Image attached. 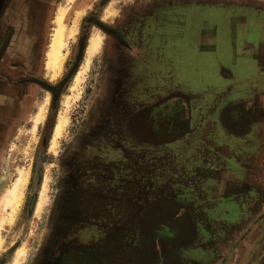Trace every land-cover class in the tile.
<instances>
[{
    "label": "rangeland",
    "instance_id": "rangeland-1",
    "mask_svg": "<svg viewBox=\"0 0 264 264\" xmlns=\"http://www.w3.org/2000/svg\"><path fill=\"white\" fill-rule=\"evenodd\" d=\"M86 1L76 0L66 18L67 27L72 25L76 9ZM131 1L92 0L91 8L80 21V26H84L81 36L66 40L63 51L68 59L62 76L51 81L45 68L46 52L57 26L58 12L68 3L57 0L45 31L38 70L28 76L50 86L59 85L53 88L55 95L32 79L27 81L30 85L21 83V89L0 83L3 102L0 105V198L13 187L20 169L30 170L20 208L12 224L4 225L1 230L0 264H65L74 253L81 264H207V255L218 246L217 237L240 225L242 242L237 244L236 240L221 248L214 264H264V178L252 199V215L246 210L249 200L243 189L244 180L253 173L252 163L258 157L260 142L255 136L254 123L242 105L251 87L252 96L258 89L259 93L264 92V70L258 68L250 54L239 53V49L246 47V41H253L255 25L264 26V9L248 4L253 0H190L178 7L172 22L173 37L160 35L167 43L163 42L158 53L173 51L172 55L152 61L148 69L139 63L144 72L131 89L144 93L150 79L149 91L159 90L154 86L156 76L162 92L175 87L179 92L191 94L190 132L159 149L121 143V137L113 141L114 149L121 144L122 153L114 157L115 161L106 162L107 166L111 165L109 181L101 189L112 190L115 211L102 216V203L106 205L110 200L105 198L108 194L97 190L86 197L89 207L68 208L69 219L78 211L85 217L79 218V222L70 221V230L60 234L59 198L70 192L74 186L71 181L82 169L75 162L83 160L96 104L106 96L107 67L95 57L104 48L105 32L91 23L88 16L93 13L97 20L110 25L123 3ZM94 32L100 35L101 43L88 63L87 45ZM238 33L244 37L239 35L242 40L235 44L234 35ZM202 35L208 38L202 39ZM79 37L85 46L77 60ZM169 58L176 67L175 83L170 81V69L163 64ZM222 69L232 72L233 79L218 78ZM79 74L81 80L76 82ZM214 92L221 94L215 109ZM64 111L69 122L52 150L58 117ZM42 112L45 118L35 131L34 125ZM114 113L111 109L107 111L97 132L116 137L121 116ZM261 171L264 175V168ZM46 179L50 181L47 202L37 216L35 210ZM130 187V194L135 188L141 191L123 198L121 193ZM240 187L241 193L235 194L233 191ZM143 188L147 197L141 195ZM119 202L126 205L123 210H119ZM109 238V245L100 244ZM24 244H27L25 256L15 263L16 253ZM87 245L86 252L79 249Z\"/></svg>",
    "mask_w": 264,
    "mask_h": 264
},
{
    "label": "flooded vegetation",
    "instance_id": "flooded-vegetation-1",
    "mask_svg": "<svg viewBox=\"0 0 264 264\" xmlns=\"http://www.w3.org/2000/svg\"><path fill=\"white\" fill-rule=\"evenodd\" d=\"M9 1L10 0H4L3 7L0 11V18ZM184 1L190 0H133L129 3L124 2L122 10H118V13L113 17L114 19L111 21L110 25H105L97 20L93 17V13L88 16V20L91 23H96L97 25L101 23V28L105 32L104 48L109 53L107 63H105L107 67L106 96L102 102H97L96 104L95 111L97 110V112L93 113L91 118V120L93 119V124L89 131L91 138L84 146L83 160L75 162V166L82 169H80L78 175H75L73 182L71 181L74 186H72L70 192L63 194V197L60 196L59 198V201H61L59 206L62 218L61 228L59 229L60 234L62 232L63 235L65 229L70 230L68 228L72 225L69 223L70 221L74 223L75 221L77 222L79 218L81 219L85 217L84 213L78 211L75 216L72 215L70 217H73L72 219H69L67 215L71 211L68 208L71 210H78L80 205L89 207V201L86 197L97 190H104L101 189V186L107 184V181H109L107 175L109 173V167H111V165L107 166L106 162H111L110 160L115 161L114 157L118 156L119 152L120 154L122 153L121 144L118 146V149H114L113 141L121 137V143L132 144L134 142L133 137L132 141L130 140V135L133 132L132 117L137 111L135 113L133 112L130 117L127 115V111L131 107L133 103L132 101L137 99V96L140 95L141 92L131 89V86H135L138 81L134 79L129 80V78L127 79L129 60L131 61V58L140 54H157L161 51L160 49L163 42H167L161 40L160 35L166 34V36H168L170 34V38L173 37L171 28L172 26L174 28V25H172V22L175 20V14L179 12V8L183 7ZM240 4L246 5L247 3ZM248 4L253 7H258L260 10L264 9V2L259 0H253ZM167 24L169 26H167ZM82 28H84V26L81 24L78 34L79 36L82 34ZM161 30L163 31L161 32ZM253 32V41H250L251 44L249 42L247 44L246 42L245 45H249L250 53L252 54L251 57L257 61L258 68H264V26L255 25V30ZM79 38L80 45L82 39L81 37ZM3 53V47H0V58ZM2 77L9 85H11V88H14L15 84L26 83L32 79L29 80V78L26 77L22 79V81L16 82L9 79L6 75H3ZM32 81L39 83V80L32 79ZM143 92L145 93V91ZM262 93L263 92L259 93V91L256 90L254 92L256 101L251 104V108L255 112L253 120L256 129L255 136L256 139L259 140L258 144L260 142L258 157H255L254 163L256 164L252 173V177L258 181L256 184L257 188L259 183H263L264 178L263 172L261 171V168H264V95H262ZM150 94L152 97L153 94ZM109 109H111V113L115 111L114 115L119 113L121 116V119L117 124L116 137L114 138L110 133L104 134V131H96V128ZM113 118L117 121L116 117ZM113 118L111 119L112 121ZM110 125L111 122H109V126ZM124 169H126V167ZM99 174H101V177H98ZM115 178L116 177H114V180ZM114 180L112 182H114ZM97 186H99V188H97ZM93 197L95 196L93 195ZM108 199L110 201L106 203V205L102 203L101 206L105 214L115 211L112 197L111 199L110 197ZM94 201L95 200L93 199V205ZM236 242L239 244L242 240L240 239ZM88 246L89 245L79 249H83V251L86 252V247ZM68 258L69 259L65 264H81L79 257L76 256L75 253Z\"/></svg>",
    "mask_w": 264,
    "mask_h": 264
},
{
    "label": "crops",
    "instance_id": "crops-1",
    "mask_svg": "<svg viewBox=\"0 0 264 264\" xmlns=\"http://www.w3.org/2000/svg\"><path fill=\"white\" fill-rule=\"evenodd\" d=\"M57 0H10L6 5L5 10L0 18V47H3L4 53L0 58V83L6 82V80L2 77L6 75L9 79L14 80L16 82L22 81V79L31 76L33 72L38 70V62L41 58V53L44 48V39H45V31H47L49 24L52 20V13L55 9V4ZM244 34L238 33L234 35V43L237 44ZM203 38H208V35H202ZM212 38V37H211ZM246 41V40H245ZM247 42V41H246ZM248 44V42H247ZM240 47V46H239ZM236 49V48H235ZM202 51H207L203 50ZM247 53H246V52ZM237 52V51H234ZM171 53H165L164 51L157 54H140L131 58L128 63V71H127V79H134L136 81H140L142 78V71L138 65L141 64V67L148 69L149 65L153 61H162L163 55H167L170 57ZM239 53L242 54H250V47L246 45L245 48L239 49ZM108 52L105 48H101L99 53L95 55L96 59L107 63ZM162 54V55H160ZM263 56V55H262ZM264 57V56H263ZM136 60V61H135ZM165 60V57H164ZM164 62H167L169 65H166ZM163 64L170 69V81L174 82L173 74L176 73V67L174 66V62L169 58L167 61H164ZM176 62V61H175ZM173 63V64H172ZM160 64V63H159ZM148 66V67H147ZM264 68H261V70ZM260 70V71H261ZM129 72V77H128ZM221 74L218 72V78H228L233 79V74L230 71L222 69ZM146 75V74H145ZM222 75V76H221ZM30 80V79H29ZM154 86L155 88L158 86L159 90L154 89L151 97V92L149 91L152 83L149 79V87H147L145 93H141L138 95L137 99H134L131 107L127 111V115L129 117L137 111V113L132 117V137L135 145H140L141 147H151L152 149L162 148V146H166L169 143L177 140L178 138L187 135L190 132L189 124L191 119V111L192 106L189 102V97L191 94L179 92L175 87H171L168 91H161L160 83H156V76L154 77ZM173 83L171 85H173ZM26 86L29 84L28 82L24 83ZM138 84V83H137ZM21 83L14 85V88L21 89ZM30 85V84H29ZM7 83V87H8ZM11 86V85H10ZM16 89V90H18ZM252 87L249 89L251 93ZM259 90V89H258ZM247 94L246 99H244V103L242 105L243 110H247L249 113L250 120L252 119V123L254 120V110L251 108L252 102L256 101L254 93L253 96L251 94ZM223 95V94H222ZM264 95V92L262 93ZM202 93L198 94V98H201ZM10 97V96H6ZM214 99V109L216 104L221 99V94L217 92L212 94ZM150 98V99H149ZM264 98V97H263ZM2 100L0 99V105L2 104ZM157 103V104H155ZM152 104V105H151ZM149 105V106H148ZM2 108V106H0ZM143 109V110H140ZM217 109V108H216ZM1 111V110H0ZM256 130V129H255ZM141 159L140 161H142ZM143 162V161H142ZM142 164V163H140ZM256 163H252V168L255 167ZM94 167V166H93ZM226 169V168H224ZM223 169V171H224ZM223 175V174H222ZM222 175L218 180H221ZM253 175L250 174L243 183H245V191L248 194L249 205H247L246 210L249 212V215H252V199L257 195V180H255ZM101 177V174L98 175ZM216 180V179H215ZM229 186V185H227ZM132 187L125 190V192L121 193L123 198H128L131 196H136L135 194L140 192L141 188H135L134 191L130 194ZM241 187L239 190H232L234 193H241ZM145 188H143L142 194L147 197V193ZM108 194L105 195V198H111L113 196L112 190L103 191ZM225 193V192H223ZM126 194V195H125ZM222 194V193H221ZM219 194V196H222ZM236 194V193H235ZM140 195V196H141ZM121 203V209L126 206ZM114 206V205H113ZM115 209V206H114ZM256 213V212H255ZM254 213V214H255ZM101 214L103 216L104 210L101 208ZM252 219V218H251ZM218 225V222H214ZM193 226V225H192ZM219 227V225L217 226ZM205 231L209 229V227H204ZM241 225L238 228L230 229V232H225V234H221L217 237L218 246L214 249L213 252L210 251V255H207V264H214L218 255L221 252V248L231 245L236 240H240L241 236ZM111 238L106 240H101L100 244L109 245ZM109 242V243H108ZM96 244V243H94ZM94 247V245H93ZM117 247V246H116ZM171 256L173 253L171 252ZM107 258V257H106ZM175 259L179 262L178 257ZM174 259V260H175ZM94 260V258H93ZM106 263V262H105Z\"/></svg>",
    "mask_w": 264,
    "mask_h": 264
},
{
    "label": "bare ground",
    "instance_id": "bare-ground-1",
    "mask_svg": "<svg viewBox=\"0 0 264 264\" xmlns=\"http://www.w3.org/2000/svg\"><path fill=\"white\" fill-rule=\"evenodd\" d=\"M76 3V0H68V3L65 6H62L57 15V26L55 31L51 37L50 44L48 50L46 52V60H45V68L48 71V75H50L51 81H58V79L62 76L66 61L68 59V54L63 50L67 46L66 40L77 38L80 21L85 14L88 13L89 9L92 6V0H87L81 7L76 9V15L73 18L72 25L67 27L66 18L68 17L71 8ZM112 12V11H111ZM113 13V12H112ZM110 13V15L112 14ZM109 17V16H108ZM101 43V37L98 32L92 33V36L89 38V42L87 45V61L91 62L92 57L95 52L99 49ZM81 74H79L76 78V82H80ZM68 103V102H67ZM45 118V113L42 112L40 116L37 118V122L34 125V130L38 129L39 123H41ZM69 122V118L67 116V112L64 111L59 114L58 122L56 124L52 150H55V147L58 144V139L62 132L64 131L66 125ZM19 177L12 188L5 191V193L0 198V247L2 245V237L1 230L4 225L12 224L23 199L24 189L29 182L30 170H21L18 173ZM49 180L46 179L42 185L41 197L36 206L35 213L36 215H40L43 211L44 205L47 202V191L49 189ZM8 212L9 216H4V213ZM27 244L21 246V248L16 253V257L14 262L17 263L21 261L26 253Z\"/></svg>",
    "mask_w": 264,
    "mask_h": 264
},
{
    "label": "water",
    "instance_id": "water-1",
    "mask_svg": "<svg viewBox=\"0 0 264 264\" xmlns=\"http://www.w3.org/2000/svg\"><path fill=\"white\" fill-rule=\"evenodd\" d=\"M3 3H4V0H0V11H1L2 7H3ZM98 25L100 27H102V24L101 23H99ZM84 46H85L84 45V41L82 40L80 42V45H79V51H78V54H77V60L82 56L83 50H84ZM74 66H77V62H75ZM39 83L42 84L45 88H47L49 91H51L55 95V92H54V89L53 88H55L57 86H50L47 83L40 82V81H39Z\"/></svg>",
    "mask_w": 264,
    "mask_h": 264
}]
</instances>
